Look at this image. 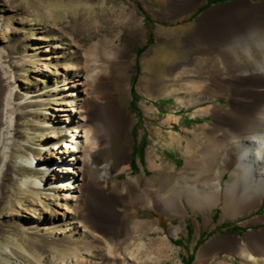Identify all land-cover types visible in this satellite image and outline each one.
Wrapping results in <instances>:
<instances>
[{
	"label": "rangeland",
	"instance_id": "obj_1",
	"mask_svg": "<svg viewBox=\"0 0 264 264\" xmlns=\"http://www.w3.org/2000/svg\"><path fill=\"white\" fill-rule=\"evenodd\" d=\"M237 1L210 0V6L198 12L208 1L194 0L182 13L171 15L164 0H0L2 60L15 90L6 138L8 161L0 176V264H110L99 260L104 255L123 257L137 251L139 241L148 243L150 236L158 233L139 228L136 237L120 240L112 248L103 228L112 222L106 223L93 213L89 201L65 200L59 185H49V177L62 169L63 163L58 160L47 167L39 161L49 160L56 142L78 137L76 128L84 133L73 118L57 116L67 94L77 108H98L106 100L92 89L91 104L86 105L85 92L65 87L79 75L101 71L103 60L116 44L126 45L127 57L113 67L112 76L116 81H127L129 91L119 102L130 119L121 132H115L110 144L101 121L95 117L89 122L98 145L86 156L88 184L91 190L116 200L115 210L121 217L155 221L160 234L167 235L176 248L174 254L163 255L142 250L138 253L141 259L153 257L155 263L151 264H197L200 249L210 240L245 236L264 227V222L246 223L264 215V201L234 218L223 216L222 202L207 213L186 203L185 216H169L144 202L149 189L167 196L181 186L214 188L219 179L223 194L233 178L242 191L247 190L238 166L234 172L223 170L222 160L213 159L209 167L202 168L200 151L209 153L215 147L209 131L203 128L213 125L215 118L202 110L211 104L230 105L233 90L240 86H232L227 96L204 89L192 92L188 87L191 79L212 87L211 75L228 76L231 69H241L246 62L241 60V66L228 68L217 58L204 60L194 47L185 46L206 12ZM140 27L144 35L139 33ZM184 64L188 66L185 71L181 69ZM143 141L144 155L136 156V164L131 165L130 155ZM239 142L234 140L230 146L240 150ZM152 162L174 169L171 184L159 188L163 168H153ZM236 162L240 163L238 157ZM225 223L239 228L230 230ZM180 225L186 232L178 230ZM199 239L202 243L197 246ZM223 241L220 251L212 254V264L224 258L223 264H242L240 256L227 251L229 240ZM126 243H131V249H125ZM189 255L193 257L190 263Z\"/></svg>",
	"mask_w": 264,
	"mask_h": 264
},
{
	"label": "bare ground",
	"instance_id": "obj_2",
	"mask_svg": "<svg viewBox=\"0 0 264 264\" xmlns=\"http://www.w3.org/2000/svg\"><path fill=\"white\" fill-rule=\"evenodd\" d=\"M191 1L194 0H164V3L167 11L174 15L178 12L182 13ZM171 9L175 11L170 12ZM138 30L139 33L145 34L142 27ZM185 46L194 47L197 54L204 60L211 57L217 58L228 68L240 65L241 60L246 62L241 69L236 68V71L231 69L228 76L211 75L212 87H207L203 80L196 79H191L188 87L192 92L204 89L210 94L227 96L232 86H240L238 91L233 90L236 92L230 105L219 107L211 104L202 110L203 113L215 118L213 125H203L215 142V147L209 153L202 148L200 151L202 168L213 159L222 160L223 170L234 172L236 170L234 168L238 166L243 172L241 177L246 180L247 190L242 191L238 186L239 181L233 178L231 182L228 181L223 194L219 179L214 188L181 186L167 196L161 195L159 190L149 189L144 202L147 206L161 210L169 216H185L186 203L195 210L207 213L214 205L222 202L223 216L234 218L256 209L264 201V0L258 2L238 0L228 7L215 8L206 12L199 21L197 30L186 39ZM214 53H217L215 57ZM2 55L3 49L0 47V157L2 158L0 176L8 161L6 138L11 126L9 112L15 95L12 79L6 72ZM107 57L102 59L104 67L96 75L84 73L79 75V78L72 79V84L65 87L67 90L79 89L85 92L87 97L84 99V104L86 105L91 104L92 98L89 95L92 89L99 92L106 100L100 102L98 108H85V106L77 108L71 105L68 97L70 95L67 94L62 106L56 110L60 119L73 118L75 123L83 126L84 133L80 131L78 133L77 128L75 132V135L82 138L72 137L63 143L56 142L50 150L51 155L47 157L49 160L39 158V161L47 167L51 162L58 160L63 163V168L49 177V185H59L65 200L89 201L93 213H97L98 217L106 223L112 222L110 225H103L111 240L112 248L120 244V240L125 242L129 238L136 237L139 228L158 232L150 236L148 243L139 241L137 251L133 249L123 257L104 255L99 260L101 263L108 261L110 264H151L155 263L153 257L142 260L138 253L144 250L148 254L149 252L159 255L174 254L176 248L170 238L167 235H161L160 226L151 219L127 220L121 217L115 210L116 200L105 198L91 190L88 184L89 162L86 156L95 152L98 145L94 141L93 130L88 127L89 122L95 117L101 121L106 131L105 139L110 144L115 132H121L130 119L129 115L120 108L119 102L120 97L129 91L127 81L122 83L121 80L116 81L112 76L113 67L127 57L126 45L116 44L112 47L109 58ZM181 69L187 70V64H184ZM241 83L247 85L241 86ZM91 110H93L92 114H90ZM234 140H241L238 143L241 146L238 147L240 150L234 145L230 146ZM237 157L240 163L236 162ZM193 165L198 167L199 164ZM151 166L162 167L155 162H152ZM162 168L163 171L159 175L161 180L159 188H163L162 185H168L170 176L174 173V169ZM64 179L67 180L64 181ZM257 184L259 188L256 187ZM66 206L61 207L68 212ZM260 222H264V215L255 216L246 223ZM178 230L186 232L182 225L178 227ZM217 239L210 240L200 249L197 264H212L210 261L212 254L220 251L219 248L223 246L225 239L229 240L230 244L227 246V251L240 256L242 264H264V227L251 230L245 236L228 235ZM126 244L125 249H131V243ZM226 259L220 260L218 264H223Z\"/></svg>",
	"mask_w": 264,
	"mask_h": 264
},
{
	"label": "trees",
	"instance_id": "obj_3",
	"mask_svg": "<svg viewBox=\"0 0 264 264\" xmlns=\"http://www.w3.org/2000/svg\"><path fill=\"white\" fill-rule=\"evenodd\" d=\"M208 2L203 6V7H201L199 10H198V12H200L201 10H203L204 8H207L208 6H210L209 4H210V0H207ZM152 39H151V37L149 38V41H151ZM140 50H142V48L140 49ZM140 53V51L138 52V54ZM134 81H135V78H134ZM132 94H133V99H134V101H132V104L133 105H135V102H136V94H135V90L133 89L132 90ZM161 103H162V101H161ZM145 147H146V141H143L139 146H135L134 147V152H133V155H132V162H131V165H134V164H136V156H143L144 155V152H145ZM226 225L225 226H228V227H230V230H233V231H237L238 230V228H239V226L237 225V224H231V223H225ZM189 229V228H188ZM190 233H191V231H190ZM202 243V241L199 239L198 241H197V246L199 245V244H201ZM196 247V246H195ZM188 261H189V263L191 262V260L193 259V257H192V255H189L188 257Z\"/></svg>",
	"mask_w": 264,
	"mask_h": 264
},
{
	"label": "water",
	"instance_id": "obj_4",
	"mask_svg": "<svg viewBox=\"0 0 264 264\" xmlns=\"http://www.w3.org/2000/svg\"><path fill=\"white\" fill-rule=\"evenodd\" d=\"M132 158V154L130 155V159Z\"/></svg>",
	"mask_w": 264,
	"mask_h": 264
}]
</instances>
